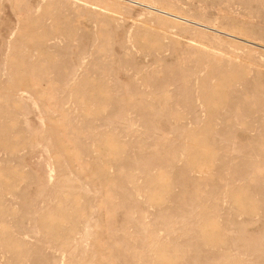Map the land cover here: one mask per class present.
Masks as SVG:
<instances>
[{"label": "rangeland", "instance_id": "obj_1", "mask_svg": "<svg viewBox=\"0 0 264 264\" xmlns=\"http://www.w3.org/2000/svg\"><path fill=\"white\" fill-rule=\"evenodd\" d=\"M0 264H264V0H0Z\"/></svg>", "mask_w": 264, "mask_h": 264}, {"label": "bare ground", "instance_id": "obj_2", "mask_svg": "<svg viewBox=\"0 0 264 264\" xmlns=\"http://www.w3.org/2000/svg\"><path fill=\"white\" fill-rule=\"evenodd\" d=\"M156 8V7H155ZM157 9V8H156ZM159 11H161L160 9H159ZM163 11V13H166V14H168V15H171V16H174V17H177L178 19L180 18V19H185V20H187L186 18H183V17H181V16H178V15H175L174 13L172 14L171 12H168V11H166V10H162ZM177 18H174V19H176L177 20ZM184 20V21H185ZM191 23V22H190ZM202 24V23H201ZM202 26V25H201ZM232 37H235V38H240L239 36H236V35H234V34H230ZM242 39V38H241ZM245 40V39H244ZM245 41H247V43L248 42H250L251 43V41H248V40H245ZM246 43V44H247ZM257 43V42H256ZM249 44V43H248ZM251 46V45H250Z\"/></svg>", "mask_w": 264, "mask_h": 264}]
</instances>
